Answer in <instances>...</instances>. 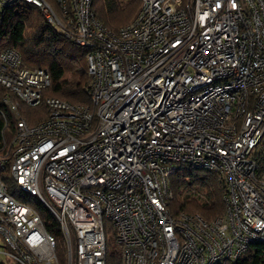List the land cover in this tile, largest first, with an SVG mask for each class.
<instances>
[{
    "label": "built area",
    "instance_id": "built-area-1",
    "mask_svg": "<svg viewBox=\"0 0 264 264\" xmlns=\"http://www.w3.org/2000/svg\"><path fill=\"white\" fill-rule=\"evenodd\" d=\"M20 1L90 49L92 104L44 100L50 73L0 54V264H106V223L123 264H226L264 243V0H141L115 33L92 0ZM182 165L224 180L222 217L171 213Z\"/></svg>",
    "mask_w": 264,
    "mask_h": 264
},
{
    "label": "trees",
    "instance_id": "trees-1",
    "mask_svg": "<svg viewBox=\"0 0 264 264\" xmlns=\"http://www.w3.org/2000/svg\"><path fill=\"white\" fill-rule=\"evenodd\" d=\"M60 14L57 0H46ZM141 0H92L96 19L113 33L129 24L138 13ZM14 49L26 68H42L51 75V85L44 91L47 97H58L75 104L91 105L90 86L92 77L88 73L86 46L66 38L61 30L47 22L44 14L34 4L16 0L9 6L0 3V54ZM5 89L0 86V96ZM45 101L38 107L25 110L32 123L48 115ZM3 124L0 122V139ZM260 172H264V136L252 152ZM172 198L168 202L173 215L181 213L200 214L211 221L226 212L227 185L217 174L182 165L170 177ZM106 264H123L120 249L107 240L111 224L106 223ZM116 240V239H115ZM226 264H264V243H253L237 261Z\"/></svg>",
    "mask_w": 264,
    "mask_h": 264
},
{
    "label": "rangeland",
    "instance_id": "rangeland-1",
    "mask_svg": "<svg viewBox=\"0 0 264 264\" xmlns=\"http://www.w3.org/2000/svg\"><path fill=\"white\" fill-rule=\"evenodd\" d=\"M123 1H127V0H123ZM107 240L109 241V244L112 246L116 245V240L115 237L113 236L112 232L110 231L107 237Z\"/></svg>",
    "mask_w": 264,
    "mask_h": 264
}]
</instances>
